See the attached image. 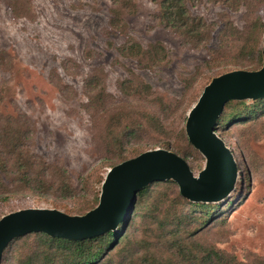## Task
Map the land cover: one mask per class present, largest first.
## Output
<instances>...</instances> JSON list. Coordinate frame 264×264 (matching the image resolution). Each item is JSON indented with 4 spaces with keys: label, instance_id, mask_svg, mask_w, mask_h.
<instances>
[{
    "label": "rangeland",
    "instance_id": "rangeland-1",
    "mask_svg": "<svg viewBox=\"0 0 264 264\" xmlns=\"http://www.w3.org/2000/svg\"><path fill=\"white\" fill-rule=\"evenodd\" d=\"M10 1L0 0V126L22 123L27 131V139L19 140L23 158L47 163L53 173L44 182L48 192L24 191L0 201V218L31 207L85 214L99 204L109 169L148 150L175 152L199 177L206 157L185 133L189 111L214 77L232 70L256 71L264 64V0H186L191 14L212 25L200 46L164 26L161 0H134L135 6L124 11V6L114 11L113 0H17L16 8ZM225 23L228 30L222 33ZM128 39L153 46L150 59L161 58L151 63L127 52ZM154 46L163 52L158 54ZM125 79L135 80L140 93L122 92ZM142 81L152 86V94L143 90ZM244 105L260 115L224 122L218 130L237 161L235 191L213 204L182 196L174 180L151 184L156 192L166 189L167 200L155 209L150 197L137 193L132 218L121 230L123 240L103 260L127 256L128 244L133 253L157 249L158 243V250L170 257L167 239L179 220L191 231L202 227L193 239L204 248L239 261L264 259V98L231 100L227 109ZM130 108L143 114L126 116ZM118 112L122 125L135 129L123 148L106 137L107 121ZM6 145L11 147V141ZM18 160L17 153L9 158L11 166ZM12 178L10 174L8 181ZM149 211L157 221L145 226ZM15 254L8 250L4 264H15Z\"/></svg>",
    "mask_w": 264,
    "mask_h": 264
},
{
    "label": "trees",
    "instance_id": "trees-1",
    "mask_svg": "<svg viewBox=\"0 0 264 264\" xmlns=\"http://www.w3.org/2000/svg\"><path fill=\"white\" fill-rule=\"evenodd\" d=\"M113 2L115 3L114 11H117V7L122 8L124 6V9L122 8L124 11L130 10L128 7L135 6L134 0H113ZM9 3L12 7L16 8L15 5L17 4V0L10 1ZM159 6L160 21L164 22V26L171 28L178 33L186 43L194 46H200L206 42L212 32V25L209 24L202 16H195L191 14L186 0H161ZM121 21L122 19L115 21L117 28H120L119 24ZM227 26L228 23L223 25V28L221 29L222 33L227 32ZM260 27L264 38L263 22L260 23ZM154 48L158 50V54H160L159 51L163 52L164 50L163 47L154 46ZM124 49L127 52L137 54L140 58L148 59L151 63L157 62V60L161 58L159 55L158 58H155L154 60L150 59L153 56L151 54L153 46L145 48L140 43L133 42L130 39L126 41ZM137 55L136 57H138ZM140 85L147 94L150 95L153 93L152 86L150 84L142 81ZM120 90L124 93H128L129 96L140 93L138 88H136L135 80L131 79L122 80L120 83ZM95 108L98 109V106H95ZM119 112L117 114L115 113L114 116L107 121L108 133L106 137L109 144L118 148H123L124 139L131 136L133 132H135V129H131L127 123L122 125L124 123L123 118L117 119L116 116L118 114L121 115ZM260 112L261 111L251 109L248 105H244L242 108L235 107L232 110H228L226 105L223 114L218 119L216 132L218 133L221 124L224 122H238L246 117H249V120H252L257 118L260 115ZM133 113L136 114L135 116L137 117H141L143 114L139 109L130 108L126 116H132ZM135 120L138 119H133V121ZM26 139L27 131L22 127V123L16 125L14 122H11L7 128H2L0 126V201H7L11 196L24 191L39 193L48 192L44 182L47 179L48 172L51 174L53 172L47 163L38 164V162L35 163V161L30 160V158H23L26 154L19 149V140L23 142ZM8 140L11 141V147L9 146V148H7L6 145V141ZM226 145L228 146L227 143ZM14 153H17L19 160L18 163L11 166L9 158ZM201 155L203 154L201 153ZM40 158L41 157L39 156L38 159ZM36 165L38 166V170H33ZM13 167H15V170L12 169ZM61 170L65 171L62 168ZM194 171L196 173V170ZM10 174H13V178L9 182L8 178ZM167 181L168 180H164L156 183H165ZM13 182H17V184L9 185V183ZM151 187L152 186L149 185L144 189H141L138 192V197H150L152 200V206H155V209H157L161 206L164 199L167 200L168 193L167 190L163 188H160L161 191H158V193L154 189L152 190ZM235 187L228 196L235 191ZM227 197H225V199ZM207 203L216 204L215 202ZM201 207L206 208V206ZM210 207L212 208L213 206L211 205ZM151 213L152 211H149L148 214H146V220L144 222L146 223L145 226L157 221ZM202 217L204 216H196V218ZM130 218L132 217L129 214V216L118 226L116 230H109L93 238L66 239L52 237L44 232L28 233L14 239L8 245L4 253L2 264H4L6 260H9L7 257L8 250L16 252L14 256L15 264H264L263 258H257L252 261L249 259L239 261L235 255L226 254L225 252L215 248H204L203 244L199 243L196 239H193L202 227H198L195 231H191L187 223L184 227H182L184 224L182 220H179L180 224L170 231L171 233L169 234V238L167 237L168 234H165V237L168 238L167 240L169 241V254L167 255L170 257H166L161 250H158L161 248L158 243L156 247L157 249H148L146 251L137 250L131 253V249L128 244L129 240H127V256L120 258L118 261L111 257L103 260L102 258L106 254V251H108L113 245L117 246L123 240L120 238V234L123 232L121 230L129 223ZM187 226L189 229H187ZM16 240L19 241V243L15 244ZM158 242L162 243V240ZM164 257H166V260H164Z\"/></svg>",
    "mask_w": 264,
    "mask_h": 264
},
{
    "label": "water",
    "instance_id": "water-1",
    "mask_svg": "<svg viewBox=\"0 0 264 264\" xmlns=\"http://www.w3.org/2000/svg\"><path fill=\"white\" fill-rule=\"evenodd\" d=\"M262 53L264 58V38ZM264 97V64L256 71L232 70L207 84L189 111L185 130L189 141L206 157V167L194 176L186 160L158 148L124 160L107 172L99 204L87 213L69 214L57 208H22L0 218V264L8 245L31 232L66 239L93 238L116 230L129 216L137 193L164 180H174L192 201L216 202L234 189L238 167L232 150L216 132L218 119L231 100Z\"/></svg>",
    "mask_w": 264,
    "mask_h": 264
}]
</instances>
